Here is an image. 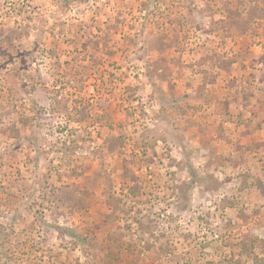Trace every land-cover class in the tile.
Returning a JSON list of instances; mask_svg holds the SVG:
<instances>
[{"label":"rangeland","instance_id":"374dc122","mask_svg":"<svg viewBox=\"0 0 264 264\" xmlns=\"http://www.w3.org/2000/svg\"><path fill=\"white\" fill-rule=\"evenodd\" d=\"M261 239L264 0H0V264H255Z\"/></svg>","mask_w":264,"mask_h":264},{"label":"trees","instance_id":"16d2710c","mask_svg":"<svg viewBox=\"0 0 264 264\" xmlns=\"http://www.w3.org/2000/svg\"><path fill=\"white\" fill-rule=\"evenodd\" d=\"M188 168H189V167H188ZM193 171H194V170H193L192 168L188 169V173H189L190 177H192L191 180H193V179L196 178V176L193 174V173H194ZM191 174H192V175H191ZM2 237H4V235H3ZM247 247H249V250H248V251H250V253H254V250H255V249H257V248H259V247H264V239L256 240V241L250 243L249 246H246V245H245V248H247ZM254 259H255V260H254V261H255V262H254L255 264H264L262 258H258V256H254Z\"/></svg>","mask_w":264,"mask_h":264}]
</instances>
